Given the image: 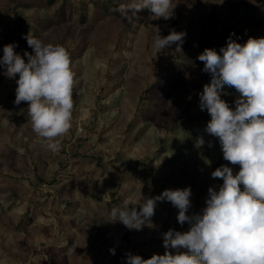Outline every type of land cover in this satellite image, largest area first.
I'll list each match as a JSON object with an SVG mask.
<instances>
[{
	"label": "rangeland",
	"instance_id": "rangeland-1",
	"mask_svg": "<svg viewBox=\"0 0 264 264\" xmlns=\"http://www.w3.org/2000/svg\"><path fill=\"white\" fill-rule=\"evenodd\" d=\"M125 2L0 0V58L15 43L27 62L30 35L64 46L75 73L72 127L54 153L33 131L28 102L14 103L18 75L0 68V264L163 255V234L190 228L171 202H157L139 231L110 221L111 210L125 202L139 210L143 198L190 187L187 214H201L209 187L223 183L211 173L222 165L239 171L206 131L211 116L199 105L211 76L197 57L206 48L219 53L230 34L241 44L264 37V0H174L173 18L144 9L132 21L115 11ZM157 29L186 33L181 49L157 52ZM238 96L225 85L221 99L234 110Z\"/></svg>",
	"mask_w": 264,
	"mask_h": 264
},
{
	"label": "clouds",
	"instance_id": "clouds-1",
	"mask_svg": "<svg viewBox=\"0 0 264 264\" xmlns=\"http://www.w3.org/2000/svg\"><path fill=\"white\" fill-rule=\"evenodd\" d=\"M174 7V0H126L115 11L128 21L144 9L168 20L174 17ZM232 35L219 53L206 48L197 57L204 64L202 72L211 76L199 106L211 116L207 133L218 138L224 160L239 165V171L234 174L231 167L222 165L211 173L223 183L218 191L209 187L201 214H187L192 206L190 187L165 189L158 196L143 198L139 210L127 202L114 207L110 221L139 231L151 221L157 202H171L178 209V222L190 225L186 232L170 229L163 234V255L144 259L129 253L127 264H264V37H249L241 44ZM185 36L175 30L161 36L157 29L153 47L157 52L172 45L180 50ZM25 38L33 50L24 52L27 62L14 51L15 43L7 44L0 68L10 79L18 75L14 103L28 102L33 131L55 153L62 147L59 138L72 127L75 73L64 46L30 35ZM225 85L239 93L234 110L221 99Z\"/></svg>",
	"mask_w": 264,
	"mask_h": 264
}]
</instances>
